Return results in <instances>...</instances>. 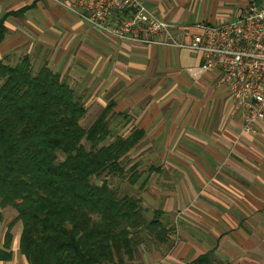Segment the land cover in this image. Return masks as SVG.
Returning <instances> with one entry per match:
<instances>
[{
    "label": "crops",
    "instance_id": "0c3cea01",
    "mask_svg": "<svg viewBox=\"0 0 264 264\" xmlns=\"http://www.w3.org/2000/svg\"><path fill=\"white\" fill-rule=\"evenodd\" d=\"M69 1L0 0V59L13 64L26 55L33 70L45 63L72 88L79 85L85 106L93 104L88 113L111 103L107 141L142 131L122 159L130 167L125 179L139 207L159 210L171 230L162 242H141L130 264H186L209 250L223 264H264L262 125L241 132L239 114L212 74H190L187 68L200 62L197 51L113 38L67 8ZM251 1L264 5L143 0L180 41L194 23L236 15ZM7 208L0 209V249L15 216ZM10 233V256L0 264H28L17 247L18 221Z\"/></svg>",
    "mask_w": 264,
    "mask_h": 264
},
{
    "label": "trees",
    "instance_id": "16d2710c",
    "mask_svg": "<svg viewBox=\"0 0 264 264\" xmlns=\"http://www.w3.org/2000/svg\"><path fill=\"white\" fill-rule=\"evenodd\" d=\"M110 104L83 127L85 107L58 72L45 63L33 70L26 55L0 59V209L15 211L0 260L10 256L17 221L28 264H130L142 236L164 240L159 210L146 218L138 198L119 195L106 178L91 181L129 171L122 159L142 135L133 129L107 141ZM186 264L223 263L209 250Z\"/></svg>",
    "mask_w": 264,
    "mask_h": 264
},
{
    "label": "built area",
    "instance_id": "2783aa9c",
    "mask_svg": "<svg viewBox=\"0 0 264 264\" xmlns=\"http://www.w3.org/2000/svg\"><path fill=\"white\" fill-rule=\"evenodd\" d=\"M66 6L113 38L197 51L200 62L187 68L190 74H212L239 114L241 132L254 133L257 122L264 131V5L251 1L236 15L198 21L186 41L177 40L171 23L143 0H70Z\"/></svg>",
    "mask_w": 264,
    "mask_h": 264
},
{
    "label": "rangeland",
    "instance_id": "374dc122",
    "mask_svg": "<svg viewBox=\"0 0 264 264\" xmlns=\"http://www.w3.org/2000/svg\"><path fill=\"white\" fill-rule=\"evenodd\" d=\"M231 16V15H230ZM70 85V84H69ZM71 85L72 86H74V84L73 83H71ZM79 86V85H78ZM73 87V88H75L74 90H75V93L76 92H78V88L79 87ZM76 95H78L79 97H80V99H81V101H82V103H83V106L85 107V114L80 118V124L83 126V127H86V126H88L89 124H90V122L99 114V112H100V108H97L94 112H92V113H88L89 111H88V107L89 106H91V105H93V104H91V105H87L88 107H86L85 105V96H80L79 95V93H76ZM106 101V100H105ZM108 102H106L105 104H107ZM104 107H106L105 105H104ZM110 109V108H109ZM109 111V110H108ZM90 112H91V110H90ZM108 114V113H107ZM106 141V140H105ZM126 162H128V160L126 161ZM127 167H128V163H126L125 164V166H124V168L125 169H127ZM126 174H127V172H125L122 176H116V175H103V174H101V175H99V176H97V177H91V181L92 182H94V183H99L100 182V180L102 179V178H106L107 180H108V184L112 187V188H114L115 189V191L119 194V195H121V194H129V195H131L130 193H131V190L129 189V180H128V178L127 179H125V176H126ZM133 196V195H132ZM148 209V208H147ZM7 210L8 211H13V209L12 208H10L9 206H8V208H7ZM156 211V210H155ZM143 212H144V215L146 216V218H148L149 216H151V214H152V211H150V209H148V210H146L145 211V209H143ZM6 211H4L3 212V215H5L6 216ZM7 216H9L8 214H7ZM164 229H166V233L165 234H170L168 231H170L171 230V228L168 226V227H166V228H164ZM145 240H143L144 242H147L148 241V243H153V242H156L157 243V241L155 240V239H153L152 238V236H146V235H144V236H142ZM164 237H165V235H164ZM164 241V240H163ZM18 253V252H17Z\"/></svg>",
    "mask_w": 264,
    "mask_h": 264
}]
</instances>
